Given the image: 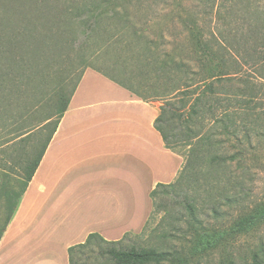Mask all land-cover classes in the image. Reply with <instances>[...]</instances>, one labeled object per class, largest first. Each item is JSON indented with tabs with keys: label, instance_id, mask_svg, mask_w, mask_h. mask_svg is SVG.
<instances>
[{
	"label": "trees",
	"instance_id": "trees-1",
	"mask_svg": "<svg viewBox=\"0 0 264 264\" xmlns=\"http://www.w3.org/2000/svg\"><path fill=\"white\" fill-rule=\"evenodd\" d=\"M23 1L15 0L13 3L16 5ZM101 1L78 7L65 5L60 11L72 12V17H51L49 22L52 25L45 31L41 28L32 30L42 40L41 47L55 49L53 57L45 52L46 57L41 63L48 64L51 59L67 57L73 64L75 60L70 59L71 56L69 58L63 51L56 52L63 45H72L75 48L72 53H76V60H80L84 70L91 68L101 73L145 102H163L155 127L167 149L177 154L176 149L184 151V165L175 182L159 184L151 192L153 211L141 234H127L118 242L92 234L85 243L69 249L70 264H199L203 253L215 248L209 253L212 255L264 222V202L252 209L245 206L233 220L227 219L228 214L222 208L232 202L240 203L234 200L240 196L238 172L249 169L247 165L252 155V162L258 160L257 149L264 138V113H257L264 99H261L264 96V47L259 46L263 44H251L234 55L227 46L221 47V41L213 33H208L207 24L202 26L198 15L192 14L187 19L182 16L185 31L189 34L188 48L181 52L163 50L166 41L162 35L159 40L153 39L144 33L145 30L132 24L134 9L136 14L141 12L147 2ZM178 6L185 13L183 6ZM38 11L44 10L39 8ZM105 17L118 19L123 23L122 27L106 26ZM5 25L6 22L0 18V115L10 114L12 123L20 126L16 132L26 135L28 119L36 113L32 106L34 101L40 104L38 108L45 104L55 112L42 121L44 129L50 126L53 129L38 160L32 165L25 187L20 192L7 195L10 214L0 229V242L86 72L70 82L64 81L53 93V99L46 103L43 98L46 73L42 70L33 73L37 69V57L24 50L23 41L22 46L14 45L5 36V27L2 28ZM17 31L20 32L19 28ZM246 45H250V39ZM97 59L115 67V70L118 66L117 69L123 67L129 74L130 69L134 76L136 72L142 79L139 86L146 92L135 91L118 79L94 69L92 64ZM245 69L256 71L263 83L245 76ZM175 122L176 127H173ZM210 123L217 133L203 134ZM33 126L34 129L36 125ZM218 134L221 140L215 138ZM202 191L206 197L202 196ZM167 200L175 201L169 203ZM162 213V222L153 226ZM210 217L218 224L206 222ZM148 235L158 239L159 246L153 244L138 248L134 241L127 244L131 238ZM211 239L215 242L207 249V240ZM261 256H253L254 264H264V253ZM222 264L236 263L228 260Z\"/></svg>",
	"mask_w": 264,
	"mask_h": 264
},
{
	"label": "crops",
	"instance_id": "crops-1",
	"mask_svg": "<svg viewBox=\"0 0 264 264\" xmlns=\"http://www.w3.org/2000/svg\"><path fill=\"white\" fill-rule=\"evenodd\" d=\"M161 106L87 70L2 237L0 264H70L69 249L92 234L142 233L151 192L184 165L155 127Z\"/></svg>",
	"mask_w": 264,
	"mask_h": 264
},
{
	"label": "rangeland",
	"instance_id": "rangeland-1",
	"mask_svg": "<svg viewBox=\"0 0 264 264\" xmlns=\"http://www.w3.org/2000/svg\"><path fill=\"white\" fill-rule=\"evenodd\" d=\"M15 0H0V18L6 22L5 36L13 42L14 45H23L24 50H29L30 54L35 55L37 69L33 73H37L42 70L46 73V80L44 81V94L45 102L53 99V93L64 81L76 79L83 74L84 67L80 64V60H76L75 48L72 45L67 47L58 48L56 52L66 56H71L70 59L75 60L71 64V60L66 59H51L50 63H41L45 59V52L49 57L54 56L55 49L48 50L41 47L42 40L32 33V30L41 28L44 30L49 28L52 24L49 22V18L55 19L56 16L62 15L63 17L70 18L73 16L72 12L64 13L60 11L65 5L71 6H86L90 3H100L101 0H24L16 5L13 3ZM135 1V0H134ZM137 1V0H136ZM147 2L145 9L141 12L136 9L132 12V24L139 29L145 30L144 33L151 38L160 39L161 35L165 38V45L163 50L174 51L188 48V36L185 31L182 16L184 19L190 18L192 14H196L200 17L201 25L207 24L208 33H213L216 38L221 42V47L227 46L228 50L232 54H236L239 50L249 48L248 46L257 44L264 47V0H141ZM178 3V4H177ZM23 4L25 6L21 7ZM158 7H155L156 5ZM178 5H182L186 10H183ZM88 7V6H87ZM43 9L40 12L38 9ZM55 8V9H54ZM22 9V10H21ZM152 9V10H151ZM154 11H158L155 12ZM155 14V15H154ZM208 14H210L208 16ZM104 24L106 26H121L123 23L118 19L111 20L109 17H105ZM205 18L206 22H205ZM51 20V19H50ZM11 24V25H10ZM17 25H19L17 27ZM12 26V27H11ZM17 28L20 32L18 33ZM27 30H30L27 32ZM43 33V31H41ZM250 39V45H246V41ZM21 41L23 44L21 45ZM39 42V43H37ZM181 44V45H180ZM104 51H107L102 47ZM46 49V51H44ZM42 50V51H40ZM39 53V54H36ZM26 53V51H25ZM98 60V59H97ZM94 61L92 66L101 72L108 74L111 77L118 79L125 83L135 91L146 92L141 88L139 83L141 82L140 76L135 72L128 73L125 68L120 67L116 70L115 67H110L102 60ZM114 62L112 61V64ZM32 67V65H31ZM48 67V69H45ZM91 69V68H90ZM89 70V69H88ZM93 70V69H92ZM32 71V69H31ZM95 71V70H94ZM245 76L253 77L258 83H263L260 80V75L254 70L244 71ZM247 73V74H246ZM243 75V74H242ZM240 76H238V79ZM40 80L43 81L42 77ZM133 80V82H132ZM39 88V86H38ZM72 88L69 87V91ZM264 96L261 98L263 99ZM157 104H163V102L155 101ZM32 105L34 115L28 119L26 135H20V132H16V129L20 126H15L9 117L10 114L0 115V229L4 226L8 215L10 214V205L7 201V195L10 192H20L26 184L29 173L32 169V165L38 160L48 138L53 129V126L44 129L45 124L42 125V121L48 116L54 114L55 109L49 108L47 105L39 107L38 101H34ZM264 113V99L261 100L257 113ZM12 124L14 126H12ZM176 122L172 124L175 126ZM33 125H36L33 129ZM213 124L210 123L208 127L203 131V134L211 133L215 134V130L212 129ZM25 127V125H23ZM217 140H221L220 135H215ZM259 141L258 139L256 140ZM261 147L257 149L258 158L257 161H248L247 167L249 168L245 172H238V176L241 179V185L238 188L240 196L235 197L234 200H238L240 203L232 202L231 205H224L223 211L227 216V219H236L239 213L245 206L248 209L254 208L257 204L264 202V138L261 140ZM256 143V142H255ZM232 152V149H230ZM182 158L184 151L182 149H176ZM175 153V152H174ZM177 154V153H176ZM255 158V156H254ZM184 159V158H183ZM235 166V165H234ZM181 172V171H180ZM175 182V181H174ZM202 196L206 197V193L202 191ZM169 203L175 200H167ZM209 208H212L210 205ZM162 213L155 225L158 226L162 222ZM204 219H206L204 217ZM212 225L218 224L213 218L206 220ZM230 222V221H229ZM262 222V221H261ZM220 223V222H219ZM228 223V221H227ZM229 225V224H228ZM132 234V233H130ZM141 234V233H140ZM139 235V234H137ZM136 243L137 247H147L151 245L159 246V240L153 236H145L140 238H131L130 242ZM207 249L213 246L215 242L213 239L207 240ZM215 248L203 253V258L199 259V264H222L228 260L234 261L236 264H254L253 256L255 254L260 255L264 253V222L262 225H255L248 233L242 234L237 239L233 240L230 244H225L218 249L212 255ZM203 252V251H202ZM210 255V256H206ZM99 264H106L100 262Z\"/></svg>",
	"mask_w": 264,
	"mask_h": 264
}]
</instances>
